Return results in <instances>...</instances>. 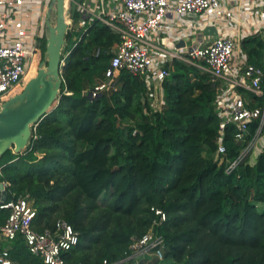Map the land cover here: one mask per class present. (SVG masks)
<instances>
[{
	"label": "trees",
	"instance_id": "obj_1",
	"mask_svg": "<svg viewBox=\"0 0 264 264\" xmlns=\"http://www.w3.org/2000/svg\"><path fill=\"white\" fill-rule=\"evenodd\" d=\"M47 35L35 64L46 65ZM73 35L65 33L66 47L73 43L58 102L23 150L0 157L9 191L31 195L35 227H53L58 218L71 224L79 239L62 254L72 264L120 259L152 225L164 238L162 258H140L141 264H264V147L252 162L245 158L230 173L225 169L253 137L257 120L242 140L234 139L229 123L226 151L216 158L219 120L205 70L174 58L161 110L149 108L142 79L124 69L113 85L89 97L107 76L119 35L99 20ZM241 44L261 65L264 36L250 35ZM152 207L165 212L160 223H153ZM7 213L0 209V223ZM10 253L19 264H45L20 239Z\"/></svg>",
	"mask_w": 264,
	"mask_h": 264
},
{
	"label": "built area",
	"instance_id": "obj_2",
	"mask_svg": "<svg viewBox=\"0 0 264 264\" xmlns=\"http://www.w3.org/2000/svg\"><path fill=\"white\" fill-rule=\"evenodd\" d=\"M50 2L0 0V107L37 56L39 40L47 32ZM65 20L66 32L73 34L99 20L119 35V41L110 49L107 76L87 91L89 97L113 85L124 69L142 79L149 108L159 110L165 103L163 81L172 69V60L182 59L205 70L214 86L213 102L219 120L216 158L226 151L224 134L229 123L235 126L234 139L242 140L250 122L257 120L253 137L226 162V171L230 173L245 158L253 161L255 157L250 155L258 142L261 147L257 152L264 147L260 140L264 124V62L258 65L251 61L241 44L244 38L264 30V0H72V4L66 0ZM208 26L214 28V35L204 33ZM189 36H193L191 42H187ZM67 55L61 54L60 65ZM61 77L63 83L62 73ZM36 125H31L32 134ZM8 187L9 181L0 179V209L8 211L0 223V264H19L10 253L15 239H20L45 264H72L62 253L77 243L79 232L61 218L53 227L38 230L29 192H10ZM152 209L157 215L153 223L165 219L161 208ZM163 244V236L152 225L132 239L125 256L114 261L104 259L102 264H141L140 257L150 250L161 257Z\"/></svg>",
	"mask_w": 264,
	"mask_h": 264
},
{
	"label": "water",
	"instance_id": "obj_3",
	"mask_svg": "<svg viewBox=\"0 0 264 264\" xmlns=\"http://www.w3.org/2000/svg\"><path fill=\"white\" fill-rule=\"evenodd\" d=\"M66 0H51L47 12L46 65L41 61L36 74L25 83L21 92L6 99L0 107V157L9 148L24 149L32 134L31 125L37 124L59 100L62 85L60 59L65 42L67 23ZM55 8V19L51 12ZM205 34H215L212 26ZM201 35H199L200 37Z\"/></svg>",
	"mask_w": 264,
	"mask_h": 264
},
{
	"label": "rangeland",
	"instance_id": "obj_4",
	"mask_svg": "<svg viewBox=\"0 0 264 264\" xmlns=\"http://www.w3.org/2000/svg\"><path fill=\"white\" fill-rule=\"evenodd\" d=\"M67 2H69V0H67ZM51 19L54 21V19H55V8H53V11H52V15H51ZM81 30L82 29H79V30H76L75 31V34L73 35V38L75 39L77 36H78V34L81 32ZM72 41H68V46L66 47H64L63 49H62V54H63V52H67V53H69V49L72 47ZM66 49V51H64ZM261 59H262V57H261ZM40 63H41V61H39L38 63H36L35 64V62L32 64V67L30 68V70H29V72L25 75V77H24V79L21 81V83L19 84V86H17V88L16 89H14L10 94H9V96H8V98L10 97V96H12V95H14V94H16V93H19V92H21L22 91V89H23V87H24V85H25V83L27 82V80L31 77V76H33L34 74H36V72H37V69L39 68V65H40ZM43 66H45V64H43ZM97 79V78H96ZM163 107H164V104L163 105H161L160 106V109L159 110H161V109H163ZM146 111L144 110V113H145ZM260 140H262V141H264V133H262L261 134V139ZM261 146H259V142H258V146H257V148L254 150L255 151V153L257 152V150L260 148ZM12 149V148H11ZM19 152H16V151H14L13 149H12V153H10V152H4L3 153V157H2V161H4V160H7V159H9L10 157H12V156H14V155H16V154H18ZM250 157H252V159L255 157V154L253 153L252 155H250ZM1 161V162H2ZM251 162H252V160H251ZM0 179H1V176H0ZM103 201H105V195H101V197H100V202H103ZM157 257L159 260L162 258V256L160 257L155 251H150V252H146L144 255H142L140 258H147V259H151V258H153V257Z\"/></svg>",
	"mask_w": 264,
	"mask_h": 264
},
{
	"label": "crops",
	"instance_id": "obj_5",
	"mask_svg": "<svg viewBox=\"0 0 264 264\" xmlns=\"http://www.w3.org/2000/svg\"><path fill=\"white\" fill-rule=\"evenodd\" d=\"M259 34H261L262 36H264V30H262L261 32H259ZM194 36V35H193ZM193 36H189V38L187 39V42H191V40L193 39ZM247 38V37H246ZM245 39V38H244ZM171 44V41L169 42V45ZM244 48V47H243ZM245 49V48H244ZM246 50V49H245ZM247 52V51H246ZM247 54H248V52H247ZM249 56V55H248ZM252 61V60H251ZM263 62H264V55L262 56V64L261 65H263ZM255 63V62H254ZM258 65H260V64H258ZM163 97H164V90H163ZM146 98H148L149 99V96H147L146 95ZM158 98V97H157ZM151 99V98H150ZM164 99V98H163ZM164 105H165V103H164ZM254 154H256L255 153V151L253 152ZM252 153V154H253Z\"/></svg>",
	"mask_w": 264,
	"mask_h": 264
},
{
	"label": "bare ground",
	"instance_id": "obj_6",
	"mask_svg": "<svg viewBox=\"0 0 264 264\" xmlns=\"http://www.w3.org/2000/svg\"><path fill=\"white\" fill-rule=\"evenodd\" d=\"M17 86H19V84H18ZM17 86H16V88H17ZM16 88H15V89H16Z\"/></svg>",
	"mask_w": 264,
	"mask_h": 264
}]
</instances>
